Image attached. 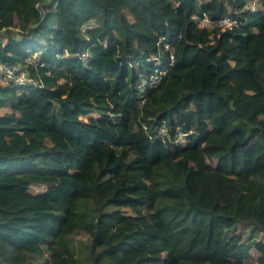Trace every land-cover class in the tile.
<instances>
[{
	"label": "trees",
	"instance_id": "16d2710c",
	"mask_svg": "<svg viewBox=\"0 0 264 264\" xmlns=\"http://www.w3.org/2000/svg\"><path fill=\"white\" fill-rule=\"evenodd\" d=\"M247 1L0 0L20 34L0 62L31 78L0 75V264H264V0ZM163 121L186 141L153 137Z\"/></svg>",
	"mask_w": 264,
	"mask_h": 264
},
{
	"label": "built area",
	"instance_id": "2783aa9c",
	"mask_svg": "<svg viewBox=\"0 0 264 264\" xmlns=\"http://www.w3.org/2000/svg\"><path fill=\"white\" fill-rule=\"evenodd\" d=\"M261 0H248L246 3V8L250 9L252 11L256 10L261 5ZM195 19L199 20L198 17H195ZM201 26H208L212 27L214 23L206 16L204 15L203 18L200 20ZM238 20L235 17H232L230 14L223 16L220 20L217 21V24L221 27H233L236 25ZM93 22H90L89 25H92ZM85 56V54H83ZM0 75H3L5 81H11L15 80L18 83H25V82H31V78L26 74V72L21 71L18 66H15L13 68H10L6 66L4 63L0 62ZM160 77L159 75H153L150 78V82L155 84L159 81ZM148 83L147 79L143 78L141 82V86H144ZM143 96V95H142ZM144 128H147V125H144ZM191 131H182L180 128L177 129V132L172 135L169 132L168 126L165 121H163L157 130L155 131V134L153 137L161 138L164 141H170L174 143H184ZM152 137V135H150Z\"/></svg>",
	"mask_w": 264,
	"mask_h": 264
},
{
	"label": "rangeland",
	"instance_id": "374dc122",
	"mask_svg": "<svg viewBox=\"0 0 264 264\" xmlns=\"http://www.w3.org/2000/svg\"><path fill=\"white\" fill-rule=\"evenodd\" d=\"M46 1L47 0H44V3H46ZM8 35H14L15 37H19L20 36V34H19L17 29H3V30L0 31V41L6 42ZM92 116L99 117L100 114L97 113V112H94V113H91V114L84 115L82 117H83V119H88L89 117H92ZM129 158H132V155H130ZM216 161H217V159H214V158H208L207 157L205 159V163L210 165V166H212V167L217 166L216 165ZM47 188H48V184H45V183H33L31 185V187H30V191L33 192V193H43V192H45L47 190ZM116 208L117 207H115L112 204H105L103 206V209L105 211H112V210H114ZM51 231L55 232L56 230L54 228H51ZM245 233H248V232L246 231ZM74 236L78 240L87 238V234L84 233V232H76V233H74ZM258 238H260L261 240L264 241V231L259 233ZM258 256H259V252L257 251V249L256 248H252L251 249V256L246 259L245 264H256V260H257ZM111 263H113V261L105 259V255L102 257V260L100 262V264H111Z\"/></svg>",
	"mask_w": 264,
	"mask_h": 264
}]
</instances>
